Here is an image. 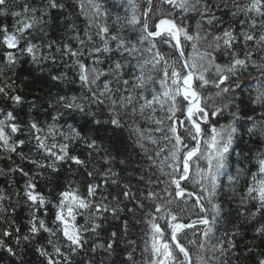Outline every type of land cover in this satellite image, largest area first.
<instances>
[{
	"label": "snow or ice",
	"instance_id": "obj_1",
	"mask_svg": "<svg viewBox=\"0 0 264 264\" xmlns=\"http://www.w3.org/2000/svg\"><path fill=\"white\" fill-rule=\"evenodd\" d=\"M0 264H264V0H0Z\"/></svg>",
	"mask_w": 264,
	"mask_h": 264
}]
</instances>
